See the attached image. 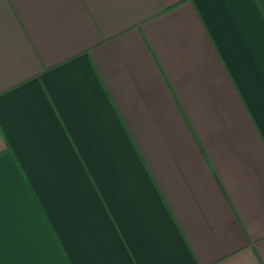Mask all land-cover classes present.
<instances>
[{
  "label": "crops",
  "instance_id": "0c3cea01",
  "mask_svg": "<svg viewBox=\"0 0 264 264\" xmlns=\"http://www.w3.org/2000/svg\"><path fill=\"white\" fill-rule=\"evenodd\" d=\"M0 264H264V0H0Z\"/></svg>",
  "mask_w": 264,
  "mask_h": 264
}]
</instances>
